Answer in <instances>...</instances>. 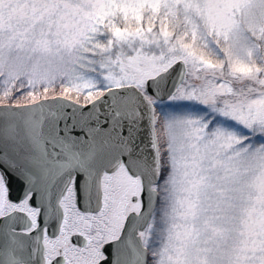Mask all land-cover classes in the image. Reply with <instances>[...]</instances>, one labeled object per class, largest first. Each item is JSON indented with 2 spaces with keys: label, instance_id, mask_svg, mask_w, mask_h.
Returning <instances> with one entry per match:
<instances>
[{
  "label": "snow or ice",
  "instance_id": "1",
  "mask_svg": "<svg viewBox=\"0 0 264 264\" xmlns=\"http://www.w3.org/2000/svg\"><path fill=\"white\" fill-rule=\"evenodd\" d=\"M0 264H264V0H0Z\"/></svg>",
  "mask_w": 264,
  "mask_h": 264
}]
</instances>
